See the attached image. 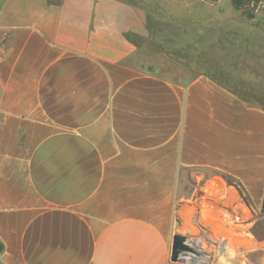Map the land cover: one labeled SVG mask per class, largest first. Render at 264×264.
I'll use <instances>...</instances> for the list:
<instances>
[{
  "label": "crops",
  "instance_id": "obj_1",
  "mask_svg": "<svg viewBox=\"0 0 264 264\" xmlns=\"http://www.w3.org/2000/svg\"><path fill=\"white\" fill-rule=\"evenodd\" d=\"M146 27L121 0H0V264H216L173 235L222 255L244 193L264 204V106L146 69Z\"/></svg>",
  "mask_w": 264,
  "mask_h": 264
},
{
  "label": "rangeland",
  "instance_id": "obj_2",
  "mask_svg": "<svg viewBox=\"0 0 264 264\" xmlns=\"http://www.w3.org/2000/svg\"><path fill=\"white\" fill-rule=\"evenodd\" d=\"M121 1L132 3L144 15L148 10L154 15V25H158L156 37L144 42L151 51L143 60L146 69L168 78L205 73L264 106L258 98L264 99V0H239L241 4L237 0ZM150 36L149 32L147 39ZM184 59H192V65L198 61L203 68L183 69L187 67ZM243 200V219L231 216L227 244L243 253L240 259L245 264H264V204L256 205L246 193ZM234 223L243 224L238 225L243 230L235 228ZM187 237L203 259L221 264L227 256L225 246V253L217 254L213 237L202 235L198 229ZM194 259L192 255L187 261L194 263Z\"/></svg>",
  "mask_w": 264,
  "mask_h": 264
},
{
  "label": "water",
  "instance_id": "obj_3",
  "mask_svg": "<svg viewBox=\"0 0 264 264\" xmlns=\"http://www.w3.org/2000/svg\"><path fill=\"white\" fill-rule=\"evenodd\" d=\"M178 225L179 222L177 221ZM4 249V243L0 240V254ZM186 255L201 256V253L192 246L188 237L179 232L173 235L171 259L173 261H185Z\"/></svg>",
  "mask_w": 264,
  "mask_h": 264
},
{
  "label": "trees",
  "instance_id": "obj_4",
  "mask_svg": "<svg viewBox=\"0 0 264 264\" xmlns=\"http://www.w3.org/2000/svg\"><path fill=\"white\" fill-rule=\"evenodd\" d=\"M260 1V0H257V2ZM129 3V2H128ZM237 4H241V2L239 0L236 1ZM132 4V3H130ZM133 5V4H132ZM143 8V7H141ZM147 13H145L146 15V26H147V29L149 30V32L152 34V36H150L148 39L147 38H144L142 36H139L138 34H133V33H129V36L135 40L139 45H144V42L150 40V38L153 40V38L156 37V34H158V31H159V28H158V25H154V23L156 22L155 19H154V15L152 13H149L148 10H145ZM158 22V21H157ZM145 46V45H144ZM171 56H177L176 53H171ZM184 61L187 63L188 66H191V67H194V68H203L202 66H200V62H196L197 64L196 65H192V59H184ZM216 80L217 82L221 83L218 79H214ZM223 84V83H221ZM225 85V84H223ZM227 86L229 89H231L228 85H225ZM232 90V89H231ZM253 90V89H252ZM260 102L262 104H264V99L263 98H260L258 97Z\"/></svg>",
  "mask_w": 264,
  "mask_h": 264
},
{
  "label": "clouds",
  "instance_id": "obj_5",
  "mask_svg": "<svg viewBox=\"0 0 264 264\" xmlns=\"http://www.w3.org/2000/svg\"><path fill=\"white\" fill-rule=\"evenodd\" d=\"M204 247L208 248V245L205 244ZM225 251L227 253V256L221 259V264H233V262L237 260L239 261V264H245V262L240 259V257L243 256V253L238 252L236 249L232 248L229 243L225 246ZM215 252L219 254L218 249H216Z\"/></svg>",
  "mask_w": 264,
  "mask_h": 264
},
{
  "label": "built area",
  "instance_id": "obj_6",
  "mask_svg": "<svg viewBox=\"0 0 264 264\" xmlns=\"http://www.w3.org/2000/svg\"><path fill=\"white\" fill-rule=\"evenodd\" d=\"M192 258V255L188 256V259H191Z\"/></svg>",
  "mask_w": 264,
  "mask_h": 264
},
{
  "label": "flooded vegetation",
  "instance_id": "obj_7",
  "mask_svg": "<svg viewBox=\"0 0 264 264\" xmlns=\"http://www.w3.org/2000/svg\"><path fill=\"white\" fill-rule=\"evenodd\" d=\"M253 1V0H252ZM255 2H257V0H254Z\"/></svg>",
  "mask_w": 264,
  "mask_h": 264
}]
</instances>
